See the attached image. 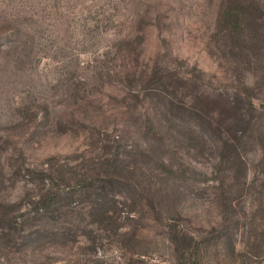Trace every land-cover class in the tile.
I'll use <instances>...</instances> for the list:
<instances>
[{
    "label": "rangeland",
    "instance_id": "rangeland-1",
    "mask_svg": "<svg viewBox=\"0 0 264 264\" xmlns=\"http://www.w3.org/2000/svg\"><path fill=\"white\" fill-rule=\"evenodd\" d=\"M239 3L0 0V264H264V29L231 31Z\"/></svg>",
    "mask_w": 264,
    "mask_h": 264
},
{
    "label": "trees",
    "instance_id": "trees-1",
    "mask_svg": "<svg viewBox=\"0 0 264 264\" xmlns=\"http://www.w3.org/2000/svg\"><path fill=\"white\" fill-rule=\"evenodd\" d=\"M228 1H235L238 4L240 0H228ZM242 1V0H241ZM254 1V6H252V8L254 9V17L252 18V20L248 21V15L250 13V7H247L244 10H240V11H236L233 8H229L227 10H225L224 12V19L230 21L231 23L234 24L233 28L231 29V31L233 33H236V35H246L249 34L251 36V38H255V35L258 33L263 27V21H264V10L261 7V0H253ZM238 12V14L236 15V18H234V14ZM134 20V18L131 19V21ZM262 31V30H261ZM257 40L260 41V34L257 36ZM42 173L44 174V176L49 179V178H53L52 174L48 173V170L46 171H42ZM54 179H51V181ZM50 196H52L50 194ZM56 195H54L53 197H55ZM54 199V198H52ZM52 199L48 200H43V201H39L37 202L36 205H40V209L38 210V214L41 215V213H46L48 212L49 207L54 204V201H52ZM55 205V204H54ZM180 249V248H178Z\"/></svg>",
    "mask_w": 264,
    "mask_h": 264
}]
</instances>
